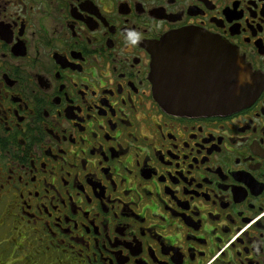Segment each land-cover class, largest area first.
<instances>
[{
	"label": "flooded vegetation",
	"instance_id": "obj_1",
	"mask_svg": "<svg viewBox=\"0 0 264 264\" xmlns=\"http://www.w3.org/2000/svg\"><path fill=\"white\" fill-rule=\"evenodd\" d=\"M216 39L254 99L162 109L160 81L200 99ZM6 261L264 264V0H0Z\"/></svg>",
	"mask_w": 264,
	"mask_h": 264
},
{
	"label": "water",
	"instance_id": "obj_2",
	"mask_svg": "<svg viewBox=\"0 0 264 264\" xmlns=\"http://www.w3.org/2000/svg\"><path fill=\"white\" fill-rule=\"evenodd\" d=\"M214 42L210 43L209 48L211 53L216 55V64L212 70L215 75L200 86L196 93L200 99L171 102L166 94L163 81H160L156 85V93L159 95V104L162 109L173 114L226 115L247 106L254 99L256 92L247 83L245 70L236 61L235 53L219 40L216 39ZM153 55L154 72L157 76L163 77V55L160 48H156ZM196 94L189 96H196Z\"/></svg>",
	"mask_w": 264,
	"mask_h": 264
},
{
	"label": "rangeland",
	"instance_id": "obj_3",
	"mask_svg": "<svg viewBox=\"0 0 264 264\" xmlns=\"http://www.w3.org/2000/svg\"><path fill=\"white\" fill-rule=\"evenodd\" d=\"M6 264H12L10 261H6Z\"/></svg>",
	"mask_w": 264,
	"mask_h": 264
}]
</instances>
